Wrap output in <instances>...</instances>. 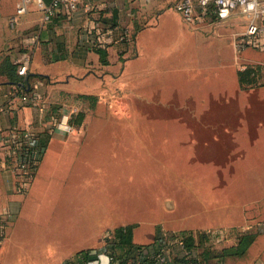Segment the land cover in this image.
<instances>
[{
	"label": "crops",
	"instance_id": "1",
	"mask_svg": "<svg viewBox=\"0 0 264 264\" xmlns=\"http://www.w3.org/2000/svg\"><path fill=\"white\" fill-rule=\"evenodd\" d=\"M20 1L0 0V264H111L105 237L129 223L90 215L98 203L99 167L91 136L81 133L92 105L80 96L102 103L130 68L171 70L185 54V68L193 72L187 77L211 80L216 87L203 96L224 104L227 91H245L238 71L263 65L264 54L235 50L232 40L244 23L239 12L227 21L202 15L191 25L174 9L178 0H81L76 10L62 8L47 23L31 4L11 27ZM125 28L136 32L133 46L123 41ZM96 43L108 46L105 61ZM17 64L27 66L35 103L19 96ZM80 112L82 124L71 123ZM25 130L46 149L33 184L21 192L6 159L8 139ZM251 217L248 231L260 233L242 256H221L238 239L207 228L189 231L194 246L187 250L181 234L136 226L128 264H264V227L257 226L264 209ZM159 253L165 262L155 260Z\"/></svg>",
	"mask_w": 264,
	"mask_h": 264
},
{
	"label": "rangeland",
	"instance_id": "2",
	"mask_svg": "<svg viewBox=\"0 0 264 264\" xmlns=\"http://www.w3.org/2000/svg\"><path fill=\"white\" fill-rule=\"evenodd\" d=\"M185 59L171 70L136 65L92 102L81 131L99 167L90 215L234 238L264 209V89L227 91L226 103H212L203 92L216 85L187 77Z\"/></svg>",
	"mask_w": 264,
	"mask_h": 264
},
{
	"label": "built area",
	"instance_id": "3",
	"mask_svg": "<svg viewBox=\"0 0 264 264\" xmlns=\"http://www.w3.org/2000/svg\"><path fill=\"white\" fill-rule=\"evenodd\" d=\"M81 0H52L49 4L45 0H21L16 8V15L9 19V25L14 27L17 18L24 14L31 4H35L43 11V21L50 22L62 8L76 10ZM174 9L179 12L187 24H197L202 15L213 14L219 21H227L235 12L244 17L243 31L234 36L232 43L239 53L253 49L264 53V0H178ZM131 40V32L125 28L123 41ZM96 46L106 48L103 44ZM20 75H26L27 66L19 65ZM24 102H36V97L26 93L20 97ZM7 158L13 162V173L16 187L26 192L31 187L37 166L43 155V149L38 145L37 136L29 130L15 133L8 139ZM0 219V226H2ZM157 262H165L166 257L159 253L155 257Z\"/></svg>",
	"mask_w": 264,
	"mask_h": 264
},
{
	"label": "trees",
	"instance_id": "4",
	"mask_svg": "<svg viewBox=\"0 0 264 264\" xmlns=\"http://www.w3.org/2000/svg\"><path fill=\"white\" fill-rule=\"evenodd\" d=\"M52 1V0H51ZM51 1L45 0L47 4H49ZM131 32V40L127 42L128 46H133L136 39V32H133L132 29H130ZM107 49L106 48H96V51H98L101 54V57L103 61H105L106 55H107ZM263 53V52H262ZM264 54V53H263ZM18 69L19 65L17 64ZM238 79L241 89H250V88H258L264 86V64L263 65H256V66H247L243 70L238 71ZM15 83L18 85L19 88V96H23L26 93L31 92V81L29 75H20L19 78L15 79ZM82 100H89L91 105L92 102H96V100L93 97L90 96H80ZM85 119L84 112H80L71 120V123H74L76 125H81L83 120ZM41 148L43 149V153L46 149V143H41ZM43 156V155H42ZM42 159V157H41ZM40 162L37 166V171L33 176L31 185L33 184ZM7 165L12 169L14 168L13 162L10 159H6ZM137 225L136 224H128V225H122L118 226L108 232V235L105 237L106 242V250L109 253V256L111 258V264H128V260L132 257L131 251L136 246V244L133 242V232ZM260 232H254V231H245L240 233L237 236V244L232 245L230 247H225L221 251V256H242L246 253V251L249 249V247L252 245V243L255 241L256 237L258 236ZM183 236V245L185 246V249L191 250V248L194 246V238L191 235L189 231L181 233ZM84 257H86L85 251H82L80 253ZM206 258V255H205ZM73 261L67 260L66 264H72Z\"/></svg>",
	"mask_w": 264,
	"mask_h": 264
}]
</instances>
